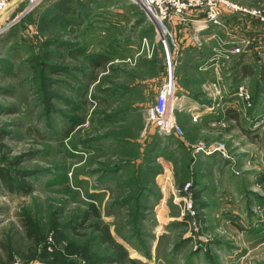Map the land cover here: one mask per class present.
<instances>
[{
  "label": "rangeland",
  "instance_id": "374dc122",
  "mask_svg": "<svg viewBox=\"0 0 264 264\" xmlns=\"http://www.w3.org/2000/svg\"><path fill=\"white\" fill-rule=\"evenodd\" d=\"M213 1L221 24L208 23L210 36L246 44L204 90L230 93L243 60L250 102L242 124L205 130L177 111L183 135H167L148 112L173 74L178 100L179 26L204 43V10L164 36L133 0H70L61 14L63 0H22L0 34V168L32 189L0 179V264H47L27 258V218L48 248L75 244L82 264H115L95 222L140 264H264V20L233 8L264 12V0ZM195 78L180 84L196 96ZM92 203L100 218L83 223Z\"/></svg>",
  "mask_w": 264,
  "mask_h": 264
},
{
  "label": "crops",
  "instance_id": "0c3cea01",
  "mask_svg": "<svg viewBox=\"0 0 264 264\" xmlns=\"http://www.w3.org/2000/svg\"><path fill=\"white\" fill-rule=\"evenodd\" d=\"M179 28H183L184 30L182 31H184L185 34L184 38H181V43L183 46L180 50L181 54L178 57V70L176 72L177 82L179 85L177 89L178 100L176 104V112L182 111L184 114L188 115L189 122L195 125L196 129H198L199 126H202L203 130L207 129V127L214 128L212 125H221L223 122L235 125H238V123L242 124L243 118L241 116V109L243 108V100L236 95V92L238 85L242 83L241 81L244 77L242 68L243 60H240V71L242 74L238 75L237 72L235 73V77L231 82L232 84L230 86V93L225 94L222 92L218 94V92L213 93L206 91L204 88L207 83H212L210 81L213 79L214 82L217 79V82H219V80L222 78L220 70H222L221 66L224 62H220L218 65H215L214 62L209 61L213 46L209 40V37L204 42V44L201 45L194 38L188 39L190 34H187V32L190 31L191 28H185V24L179 26ZM192 31L194 34H198L196 29ZM213 31L214 28L211 27L204 30L202 34H207L206 36H210L211 32ZM191 74H194L196 78L194 80H188V82L190 84L194 83L196 86L200 85L202 87L200 88L202 91L196 96L191 94L189 92L190 90L182 88L180 84L182 82L181 79L187 81V77ZM193 117L197 118L193 119ZM240 130L242 132L241 127ZM180 139L183 140L182 142L179 141V143H183L181 146L188 147V141L186 139L184 140V138ZM204 155L205 157L209 156L205 153ZM201 157L204 158V156ZM208 159H211V157Z\"/></svg>",
  "mask_w": 264,
  "mask_h": 264
},
{
  "label": "built area",
  "instance_id": "2783aa9c",
  "mask_svg": "<svg viewBox=\"0 0 264 264\" xmlns=\"http://www.w3.org/2000/svg\"><path fill=\"white\" fill-rule=\"evenodd\" d=\"M142 8L144 14L149 17L156 25L157 30L164 35L173 33L172 21L174 18H181L184 20V15L187 12L194 10H204L206 17L203 20H196L195 23L201 24L200 29L203 31L208 29L209 22L220 26L217 13V3L213 0H133ZM7 2H0V8ZM236 10H243L247 14L260 16L264 20V12H254L250 9H241L238 6L233 5ZM198 29V28H197ZM196 29V30H197ZM195 40L203 45L204 43L199 41L198 37ZM209 40L215 41L212 46V54L210 57L211 62L218 65L220 62H224L232 59L237 54H240L243 50V46L246 44V40L240 39L238 41H226L213 34L209 37ZM174 47L177 45L173 42ZM171 60V57H170ZM172 61V60H171ZM171 73L174 71L171 68ZM236 95L242 98L243 101L250 102V94L244 84H239L237 87ZM176 82L174 74L170 77V80L165 84L156 100L154 106L149 109V116L152 120L158 123L160 129L167 135H183L182 129L178 126L175 120L176 114ZM203 153L210 155L213 150L208 148L201 149Z\"/></svg>",
  "mask_w": 264,
  "mask_h": 264
},
{
  "label": "trees",
  "instance_id": "16d2710c",
  "mask_svg": "<svg viewBox=\"0 0 264 264\" xmlns=\"http://www.w3.org/2000/svg\"><path fill=\"white\" fill-rule=\"evenodd\" d=\"M70 0H63L58 4V9L60 14L65 11L68 12L70 7L68 4ZM58 14V15H60ZM41 21L43 24H48L49 20H46V17H42ZM101 61H97L94 59L93 65L96 67H100L105 69L106 62L108 58L100 57ZM244 75H252V70L249 66L243 67ZM1 147L3 146L0 144ZM19 180L14 178L7 170L0 168V179L4 182L7 187L15 188L16 190L19 189L21 191L29 192L32 189V182L26 179L24 174H18ZM199 194H196L198 197ZM90 218L99 219L100 214L97 210V207L94 203H92L89 207V210L85 214L83 218V223L88 221ZM92 228L101 234V240L103 244L109 246L110 249L114 252L112 258L107 260L109 263L114 262L115 264H140L135 259L130 258L128 250L123 246L121 243L115 240L114 236L111 233L110 227L106 224H101L100 222H95L91 224ZM24 227L26 229V234L31 243L34 245L30 254L27 255V258L33 257L36 259L35 261L39 260L45 262L47 264H82L79 261H73V258L78 254L79 249L75 244H70L65 248L64 251H59L56 247L48 248L45 246L44 243L46 242L47 238L41 234L37 226L31 219L27 218L24 222ZM13 261V258L10 259V263Z\"/></svg>",
  "mask_w": 264,
  "mask_h": 264
},
{
  "label": "water",
  "instance_id": "95a60500",
  "mask_svg": "<svg viewBox=\"0 0 264 264\" xmlns=\"http://www.w3.org/2000/svg\"><path fill=\"white\" fill-rule=\"evenodd\" d=\"M21 2L22 0H10L0 8V34L3 30H6L9 27V25L7 26L6 23L9 21L11 15L14 13Z\"/></svg>",
  "mask_w": 264,
  "mask_h": 264
}]
</instances>
